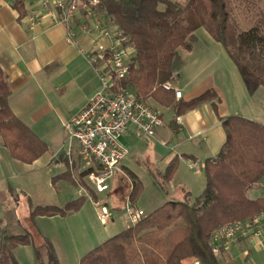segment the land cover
I'll use <instances>...</instances> for the list:
<instances>
[{"label":"crops","instance_id":"crops-1","mask_svg":"<svg viewBox=\"0 0 264 264\" xmlns=\"http://www.w3.org/2000/svg\"><path fill=\"white\" fill-rule=\"evenodd\" d=\"M39 1L22 0L24 13H21L15 6L16 0H0V67L11 87L9 104L16 116L49 147V151L33 163H26L12 158L0 137V243L4 232H30L33 243L19 245L13 250L18 264H49L45 238L54 245L60 264H79L86 253L114 233L108 232L107 225L110 222L114 224V211L129 202L128 194L120 196L122 192L119 183L124 179L126 171L137 173L124 164L128 159L122 162L121 169L116 172L107 191L108 198L113 201L110 208L112 217L104 225V232H101L93 223L94 212L89 211L92 207L96 212L94 201L99 196L93 191L94 196L91 190L78 184L77 174L69 170L66 162L68 156L65 142L56 144L54 149L56 135L51 126L52 116L56 112L69 109L73 116L83 109L100 89L101 82L94 66L68 41V27L65 23L52 24L49 18L42 21L31 20L30 6L38 7ZM186 2L187 0L182 1ZM78 18L79 20H74L73 29L81 45L87 46L89 38L81 31L84 17ZM189 41L191 49L179 48L173 65L171 84L182 91V97L176 99L188 102L209 90L215 91L217 99L182 114H176L173 107L162 106L154 100L169 117L152 140L168 150L152 154L144 150L141 152L138 144L133 142L132 149L135 151L131 154L130 148L131 156L129 154V163L141 164L135 158L144 152L147 159L141 165L149 171H165L174 159H178L177 172L167 183L166 190L168 194L170 192L183 199L187 192L202 187L205 182V162L215 158L222 150L226 142L223 126L225 117L241 115L264 124V87H260L254 94L249 93L228 51L206 28L201 27L192 32ZM59 91H64V94ZM65 101L73 102L66 106ZM159 110L164 117L163 110ZM176 115L181 116L180 124L175 121ZM129 136H138L133 126L129 127L124 137L127 140ZM73 157L76 158V155ZM155 162L162 163L165 167L161 168ZM188 168L193 172L187 173ZM57 169L58 173L55 172ZM68 171L75 182L68 176H61L68 175ZM69 188L78 193L77 198L86 197L91 207L88 208V203H84L80 210L67 215H39L34 221L30 219L31 202L35 206L62 207L77 199L75 197L62 202V194L68 192ZM78 220L82 221V225L77 223ZM130 225L131 223L126 228ZM216 255L220 264H264V235L241 237L228 248L222 246ZM1 256L0 251V264H5ZM194 263L192 259L186 261V264Z\"/></svg>","mask_w":264,"mask_h":264},{"label":"trees","instance_id":"trees-1","mask_svg":"<svg viewBox=\"0 0 264 264\" xmlns=\"http://www.w3.org/2000/svg\"><path fill=\"white\" fill-rule=\"evenodd\" d=\"M15 6L24 13L22 0H16ZM95 8L104 12L134 45V61L121 85L129 87L141 99H153L162 106L173 107L176 114L217 99L215 91L209 90L185 102L177 100L173 90L163 87L171 82L179 48L191 49L189 35L201 27L226 48L250 94L264 87L263 11H259L249 29L241 30L233 18L232 0H187L183 4L172 0H99ZM10 94L11 87L0 67V137L12 158L33 163L49 147L13 112ZM213 105L217 107L214 102ZM223 126L226 142L215 158L205 162L206 186L195 200L187 192L182 200L166 201L86 253L79 264H186L189 259L220 264L210 245L213 232L227 223L252 218L264 211V195L252 197L250 193L264 181V124L230 115L223 119ZM178 166L179 160L174 159L165 171L150 169V173L165 188ZM67 174L61 176L75 182L71 172ZM128 174L132 180L128 197L135 205L143 184L137 174ZM86 200L81 196L62 207L35 206L31 202L30 219L76 212ZM1 239V259L5 264H18L14 248L33 243L30 232H4ZM45 247L49 264H60L48 238ZM36 251L39 254L38 248Z\"/></svg>","mask_w":264,"mask_h":264},{"label":"built area","instance_id":"built-area-1","mask_svg":"<svg viewBox=\"0 0 264 264\" xmlns=\"http://www.w3.org/2000/svg\"><path fill=\"white\" fill-rule=\"evenodd\" d=\"M98 3L99 0H40L38 7L30 6L31 20L49 18L52 24L67 25L68 41L94 66L99 76L100 89L64 124L68 134L66 154L72 167L78 166L76 180L80 186L97 194L110 189L116 172L130 153L122 140L129 127L133 126L139 135L155 137L157 130L166 124L159 109L121 85V80L130 72L135 47L104 12L96 11ZM79 16L84 17L81 31L89 38L87 46L81 45L73 29L74 20H79ZM163 87L173 90L177 99L182 97V91L174 88L171 82H166ZM176 122H182L180 115L176 116ZM259 186L264 190V181ZM94 205L99 220L106 225L112 217L110 207L101 199L95 200ZM127 214L131 224L146 216L143 209L133 204L127 207ZM263 235L264 211L219 227L213 232L210 245L218 254L222 246L228 248L241 237ZM194 264L202 263L196 261Z\"/></svg>","mask_w":264,"mask_h":264},{"label":"rangeland","instance_id":"rangeland-1","mask_svg":"<svg viewBox=\"0 0 264 264\" xmlns=\"http://www.w3.org/2000/svg\"><path fill=\"white\" fill-rule=\"evenodd\" d=\"M172 1L179 2V4H183L182 3L183 0H177V1L172 0ZM232 8H233V18L237 22L239 28L241 30H247L252 26L254 20L258 16L259 11L264 12V0H232ZM59 92L62 95L64 94V91H59ZM65 102H66V106H68L73 101H65ZM147 102L149 104H151L152 106H154L155 108H157V109L160 108L163 110V108L161 106H159V104L154 102V100L148 99ZM163 113H164V119H165V121H167L169 114L166 111L164 112V110H163ZM71 117H72V114L69 112V109L58 111L52 116L51 126H52V129L54 131V134L56 135V139L54 141L55 143L53 142L54 149L56 148L55 147L56 144L61 145L63 141L66 143V139L68 137V134L64 128V124ZM153 138H155V137H146V136L138 134L137 137L136 136H129L127 138V140L124 137L123 141L126 143V144L125 143L124 144L128 147L129 151H130V148L132 149L133 142H136L138 144V150L141 152L144 150V151H149L150 154H152L155 152L160 153V152H165L166 150H168L165 146H162L157 142L155 143V141L152 140ZM127 144H129V145H127ZM154 146L156 148H153ZM132 151H135V150L132 149L131 154H132ZM131 154H130V156H131ZM130 156L128 155L129 158L128 157L126 158V159H128L127 160L128 162H124L126 159L123 162H124V164L126 163L129 167H131L133 170H135V172L138 174L139 179L141 180V182L143 184V189H142V191H141V193H140V195L136 201V204H135L137 207L143 209L145 211V213L148 214L154 208L162 205L166 201L183 199V198L175 197L176 195L175 196L171 195L170 192L168 194L167 190H166L167 183L165 185V188L162 185L158 184L155 181L153 175L150 173V171L147 168H145L143 165H141V164H144L145 160L147 159L146 154L144 152L141 154H138L137 158H135V160L139 161L141 164H139L137 162H136L137 164L136 163L135 164L129 163ZM73 159L75 160L74 163H76V158L73 157ZM66 162L68 163V165L70 167L69 170L71 172H73L74 174L75 173L77 174L78 173L77 172L78 166L74 165V167H72V164L70 162L69 157H66ZM155 163L158 164L159 166H161V168L165 167V165H162V163H157V162H155ZM163 164H165V163H163ZM120 169H121V166H120ZM188 169L189 170H187V173L190 174L193 172L192 169H190V168H188ZM161 170H163V169H161ZM55 172L58 173L59 169H57V171H55ZM128 173H131V172L126 171L123 175L124 179L122 178V180L119 183L120 192H122L120 196L125 197V196H127V194L130 195V191H131L130 185H131L132 180L129 178ZM204 175H205V173H204ZM85 185H86V183H85ZM205 186H206V179H205V182L202 183V187H200V189H199V187H196L195 188L196 191L191 192L192 193V200H195L202 193ZM69 189L70 190L68 192L62 194L61 198L63 200L62 201L63 203L68 202L69 200L75 199V197L76 198L78 197V195H77L78 193L75 190H73V188H69ZM250 193H251L252 197H258V196L264 195V190L260 189L259 187L258 188L256 187ZM98 196H99V199L106 201L107 204H109L108 206H110V208L113 206V201H112V199L108 198L107 192L99 193ZM119 198H121V197H119ZM128 199H129V197H128ZM129 202H130V199H129ZM129 202H127L125 206L123 205L120 209L114 211L115 212L114 224H110L111 223L110 222L107 225L108 232H114L112 235H110V237L118 234L119 232L124 230L128 224L131 223V221L128 217V214H127V207L129 205H132L131 202H130V204H129ZM85 203H88L87 207L90 205V201H88V200H86ZM120 206H121V204H120ZM89 207H91V206H89ZM89 211L92 213L94 212L93 213V223L99 227V230L101 232H104L105 226L98 220L95 210L92 209V207H91V210H89ZM70 219H73V218H70ZM70 221H72V220H70ZM77 223L82 225V221H80V220H78ZM82 235L85 236L84 231H82ZM83 250L84 249H82V251ZM82 251H80V252H82Z\"/></svg>","mask_w":264,"mask_h":264}]
</instances>
